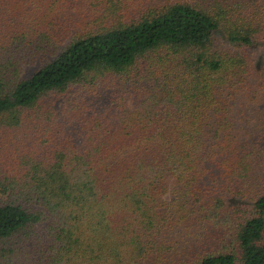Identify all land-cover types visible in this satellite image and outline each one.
<instances>
[{"label": "trees", "instance_id": "obj_1", "mask_svg": "<svg viewBox=\"0 0 264 264\" xmlns=\"http://www.w3.org/2000/svg\"><path fill=\"white\" fill-rule=\"evenodd\" d=\"M0 264H264V0H0Z\"/></svg>", "mask_w": 264, "mask_h": 264}, {"label": "rangeland", "instance_id": "obj_2", "mask_svg": "<svg viewBox=\"0 0 264 264\" xmlns=\"http://www.w3.org/2000/svg\"><path fill=\"white\" fill-rule=\"evenodd\" d=\"M25 69H26V74H29L32 70V68H30V67H25ZM90 98L93 99L94 101H98L97 96H91ZM56 106H57V109L59 110L60 106H62V102L58 101Z\"/></svg>", "mask_w": 264, "mask_h": 264}]
</instances>
